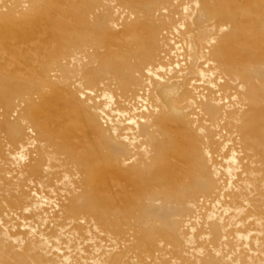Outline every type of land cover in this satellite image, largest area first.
I'll use <instances>...</instances> for the list:
<instances>
[{
	"label": "rangeland",
	"instance_id": "1",
	"mask_svg": "<svg viewBox=\"0 0 264 264\" xmlns=\"http://www.w3.org/2000/svg\"><path fill=\"white\" fill-rule=\"evenodd\" d=\"M59 6L0 0L29 32L0 65V264H264V0ZM61 95L92 163L39 118ZM107 165L144 188L103 204Z\"/></svg>",
	"mask_w": 264,
	"mask_h": 264
},
{
	"label": "bare ground",
	"instance_id": "2",
	"mask_svg": "<svg viewBox=\"0 0 264 264\" xmlns=\"http://www.w3.org/2000/svg\"><path fill=\"white\" fill-rule=\"evenodd\" d=\"M54 3L58 7L62 3V0H54ZM50 23H53L54 17L48 19ZM39 26V25H36ZM52 32V31H51ZM56 36L54 33H52ZM29 35V32H25L21 36L18 35L14 30L4 29L1 32L0 39L4 41L0 42V65L4 67L8 62V58L12 59L14 62L18 59L17 52V42L18 38L21 40L26 39ZM17 37V38H16ZM228 56L231 61L239 60L237 58V53L233 48L228 49ZM70 103V99L66 95H61L58 100L47 101L45 103V111L39 116L42 124L47 127L52 134L62 142H69L77 146L81 151L87 154L88 163H92L95 159L97 144H87V138L94 140V133L90 127L85 124L84 120L80 122V128L73 129L70 126V123L74 120L71 112L66 109L67 105ZM118 181H123L127 184H130L132 188H144L140 183L135 182L134 180L129 179L124 174L113 171L108 165L105 166L104 173L98 183V191L102 194V203L103 204H113L118 203L122 200L123 195L120 192H114L113 186ZM119 184H124L123 182ZM125 191V190H124Z\"/></svg>",
	"mask_w": 264,
	"mask_h": 264
}]
</instances>
